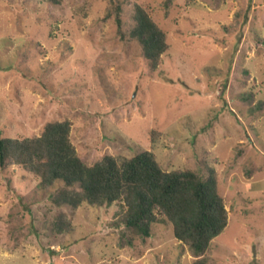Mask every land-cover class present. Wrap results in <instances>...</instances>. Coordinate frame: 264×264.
Wrapping results in <instances>:
<instances>
[{
    "label": "rangeland",
    "instance_id": "374dc122",
    "mask_svg": "<svg viewBox=\"0 0 264 264\" xmlns=\"http://www.w3.org/2000/svg\"><path fill=\"white\" fill-rule=\"evenodd\" d=\"M135 3L165 34L155 69L130 35ZM263 39L264 0H0V134L67 121L86 166L149 151L211 177L228 221L208 264H264ZM76 190L0 169V264L192 263L169 223L131 235L115 203L64 202Z\"/></svg>",
    "mask_w": 264,
    "mask_h": 264
},
{
    "label": "trees",
    "instance_id": "16d2710c",
    "mask_svg": "<svg viewBox=\"0 0 264 264\" xmlns=\"http://www.w3.org/2000/svg\"><path fill=\"white\" fill-rule=\"evenodd\" d=\"M45 1L59 5L62 0ZM149 12L147 5H133L130 35L155 69L168 44ZM11 166L38 178L42 185L59 181L75 186L71 196L61 194L69 205L117 204L114 224L121 223L131 235L144 239L153 224L169 223L173 237L194 258L191 264H208L204 254L209 243L227 225V211L213 178L195 170L165 172L149 151L134 154L121 168L110 155L86 166L75 156L67 121L49 123L40 136L5 138L0 134V169Z\"/></svg>",
    "mask_w": 264,
    "mask_h": 264
}]
</instances>
